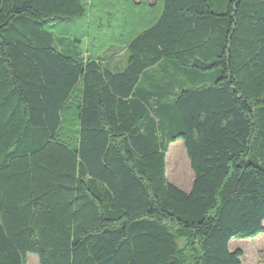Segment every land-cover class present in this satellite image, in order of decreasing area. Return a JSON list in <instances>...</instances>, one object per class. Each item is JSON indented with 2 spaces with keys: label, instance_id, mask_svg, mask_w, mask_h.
Returning <instances> with one entry per match:
<instances>
[{
  "label": "trees",
  "instance_id": "trees-1",
  "mask_svg": "<svg viewBox=\"0 0 264 264\" xmlns=\"http://www.w3.org/2000/svg\"><path fill=\"white\" fill-rule=\"evenodd\" d=\"M263 221L264 0H0V264H241Z\"/></svg>",
  "mask_w": 264,
  "mask_h": 264
},
{
  "label": "rangeland",
  "instance_id": "rangeland-1",
  "mask_svg": "<svg viewBox=\"0 0 264 264\" xmlns=\"http://www.w3.org/2000/svg\"><path fill=\"white\" fill-rule=\"evenodd\" d=\"M159 9L160 6L158 11L155 10V15L158 14ZM119 14L120 11L119 8H117V15ZM136 15L137 12L135 13V16ZM131 24L132 25H127L125 28V32L128 34V37L124 40H128L132 36H135L138 31L148 26L145 24H140L137 26V18L135 21L132 20ZM121 57V54L118 53L114 60L121 59ZM165 173L169 182L184 191L189 190L192 182V172L189 167V162L185 154L183 143L179 139L171 142L168 146L165 156ZM228 248L229 250H241V264H264V231L250 237L232 238L228 243ZM26 264H39L37 256L32 253L27 254Z\"/></svg>",
  "mask_w": 264,
  "mask_h": 264
},
{
  "label": "crops",
  "instance_id": "crops-1",
  "mask_svg": "<svg viewBox=\"0 0 264 264\" xmlns=\"http://www.w3.org/2000/svg\"><path fill=\"white\" fill-rule=\"evenodd\" d=\"M133 1V0H132ZM140 0H137L135 2H138ZM155 0L153 1H149V0H146V2L148 4H152ZM122 5V9L120 10V14L119 15H122L123 16V22H124V28H126L127 25H132V4L130 1H127V3H123L121 4ZM138 6V5H137ZM122 13V14H121Z\"/></svg>",
  "mask_w": 264,
  "mask_h": 264
}]
</instances>
